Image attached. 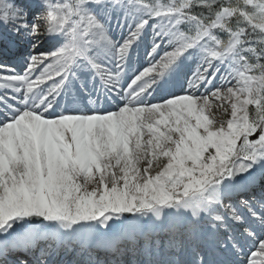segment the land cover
I'll list each match as a JSON object with an SVG mask.
<instances>
[{
    "label": "snow or ice",
    "instance_id": "6c2138e0",
    "mask_svg": "<svg viewBox=\"0 0 264 264\" xmlns=\"http://www.w3.org/2000/svg\"><path fill=\"white\" fill-rule=\"evenodd\" d=\"M0 264H264V0H0Z\"/></svg>",
    "mask_w": 264,
    "mask_h": 264
}]
</instances>
